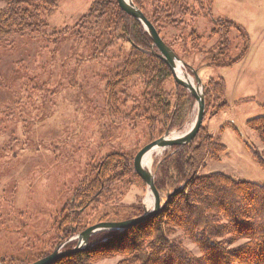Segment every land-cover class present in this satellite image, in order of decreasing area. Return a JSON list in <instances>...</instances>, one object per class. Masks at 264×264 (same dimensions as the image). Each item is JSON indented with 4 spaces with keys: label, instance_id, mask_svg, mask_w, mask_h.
Masks as SVG:
<instances>
[{
    "label": "rangeland",
    "instance_id": "1",
    "mask_svg": "<svg viewBox=\"0 0 264 264\" xmlns=\"http://www.w3.org/2000/svg\"><path fill=\"white\" fill-rule=\"evenodd\" d=\"M55 1V11L44 17L45 29L0 40V264L38 261L33 262L53 240V225L64 205L72 201L80 182L95 176L92 170L100 160L112 153L133 159L151 142L148 122L133 109V100L142 92L138 80L127 84L132 101L123 103L121 95L113 111L106 107V77L120 66L128 45L119 41L105 61L102 51L110 31L100 26L88 33L76 26L95 0ZM3 6L1 2L0 9ZM205 7L210 15L197 16L185 30L168 28L162 33L192 81L195 71L203 85L209 80H223L225 85L224 97H204L202 126L227 151L219 162L207 158L199 175L217 172L261 185L264 170L252 152L264 159V145L247 121L264 118V0H205ZM190 19L186 16V23ZM218 20L239 27L231 31L227 55L221 60L242 57L228 67L209 66L210 58L204 54L218 39L209 38ZM192 30L201 36L196 44L188 36ZM173 35L184 38L171 42ZM172 86L168 80L164 90ZM196 113L195 102L188 105L181 131L172 134L188 131ZM164 151L152 154L151 169ZM122 188L121 205L147 202L146 187ZM171 237L200 255L181 232Z\"/></svg>",
    "mask_w": 264,
    "mask_h": 264
},
{
    "label": "trees",
    "instance_id": "2",
    "mask_svg": "<svg viewBox=\"0 0 264 264\" xmlns=\"http://www.w3.org/2000/svg\"><path fill=\"white\" fill-rule=\"evenodd\" d=\"M1 2L4 6L0 9V40L40 32L48 26L44 17L51 15L57 7L55 0ZM132 2L168 47L171 46L162 37L163 31L168 28L185 30L197 16L210 15L205 0ZM186 16H190V23H186ZM215 23L217 27L212 29L209 38L216 35L218 39L205 49V58H210L209 66L228 67L242 57L240 54L234 61L221 60L227 55L231 31H239V27L226 20ZM76 26L88 33L100 26H103L102 30L110 31L103 45L105 61L110 60L108 54L117 48L119 41L129 47L120 66L110 70L106 77V107L110 110L116 107L121 95L125 96L123 103L132 101L128 96L131 88L127 84L138 80L142 92L133 100V109L139 112V119L148 122L151 141L166 131H181L185 123L184 111L194 104V99L174 84L167 66L151 54V40L141 24L123 13L117 0H95ZM188 36L195 44L201 39L193 30ZM103 37L101 34L100 38ZM182 37L173 35L171 42H182ZM168 80L173 86L166 91L164 84ZM203 87L206 98L209 95L218 99L224 97L223 80H209ZM247 127L258 134L264 145V118L247 121ZM226 151V147L216 143L203 126L189 144L165 150L152 169L155 187L162 201H165L166 193L182 188L169 198L163 212L122 233L99 232L90 238V249L65 256L54 264H97L114 258H119L116 264H264V182L258 185L235 181L217 172L199 175L207 158L219 162ZM252 153L264 170V159L258 152ZM92 172L95 176L80 182L73 191V199L64 205L61 218L53 225L54 230L59 223L68 222L66 212L70 210L76 213L75 226H79V231L88 225L121 222L143 214L141 201L133 206L120 204L123 185L145 187L133 172L132 158L112 153L100 160ZM118 186L121 188L115 191ZM81 208H85L87 223L79 219L80 214L76 212ZM126 214L131 216L125 217ZM176 231L198 249L199 256L186 248L181 240L171 237Z\"/></svg>",
    "mask_w": 264,
    "mask_h": 264
},
{
    "label": "water",
    "instance_id": "3",
    "mask_svg": "<svg viewBox=\"0 0 264 264\" xmlns=\"http://www.w3.org/2000/svg\"><path fill=\"white\" fill-rule=\"evenodd\" d=\"M117 4L119 9L123 13L141 24L144 31L148 34L151 40V54L154 57L160 59L167 66V68L171 72L174 83L186 90L191 95V97L195 101L197 113L188 131L179 136L172 134V132L170 131H166L162 136L151 141L143 148H141L132 160L134 173L143 182L146 187V191H149L150 195L152 196V207L149 210L143 204V214L136 218L121 222H104L88 227L86 230L77 235V245L73 249L67 252H59V249H57L49 256H46L32 264H54L56 261L65 256L77 252H82L85 249L91 248V246L88 245L89 239L99 232L113 231L122 233L137 224L147 221L151 217L160 215L165 209L169 198L177 194L182 187H178L172 192L166 193L165 201H162L161 196L154 184L155 172L151 168H145L143 160L147 155L153 154L157 150H166L171 147H180L189 144L195 138L200 128L202 127L205 111V99L203 94L204 87L196 72H192L194 81H192L187 75H185V73L183 72V68L184 66H186L185 63L180 60L168 46L164 44L155 28L146 19L143 13L134 5L132 0H117ZM178 66H180L179 68L182 69V72L184 74L183 78H180L176 74Z\"/></svg>",
    "mask_w": 264,
    "mask_h": 264
},
{
    "label": "flooded vegetation",
    "instance_id": "4",
    "mask_svg": "<svg viewBox=\"0 0 264 264\" xmlns=\"http://www.w3.org/2000/svg\"><path fill=\"white\" fill-rule=\"evenodd\" d=\"M87 207V206H86ZM85 207V208H86ZM85 208L77 209L76 212L80 214L79 219H82L85 223L88 222L87 215L83 212ZM74 210H70L66 212V216L68 217V222L64 223V225L58 224V228H55V236L53 237V240L48 245H45V250L43 249V252L39 254L40 259L49 256L51 253L59 249V252H67L77 245V235L86 230L88 227H91L93 225H88L86 229H83L79 231V226H75V217L76 213H74ZM66 224V226H65ZM68 229V230H67ZM90 243V239H89ZM90 246V244H88ZM90 249V248H89ZM88 249H85L84 251H87ZM49 252V253H48ZM36 261V258L33 260V262ZM26 264V263H25Z\"/></svg>",
    "mask_w": 264,
    "mask_h": 264
},
{
    "label": "bare ground",
    "instance_id": "5",
    "mask_svg": "<svg viewBox=\"0 0 264 264\" xmlns=\"http://www.w3.org/2000/svg\"><path fill=\"white\" fill-rule=\"evenodd\" d=\"M180 66H178V68H177V70H176V74L180 77V78H183V73H182V71H181V68H179ZM176 135V134H175ZM151 157H152V154H149V155H147L145 158H144V160H143V164H144V166H145V168H147V169H150V167H151ZM146 196H147V202L145 203V201L143 202L144 203V205H145V207L149 210L151 207H152V202H153V200H152V196L150 195V192L148 191L147 192V194H146ZM145 200V199H144Z\"/></svg>",
    "mask_w": 264,
    "mask_h": 264
}]
</instances>
